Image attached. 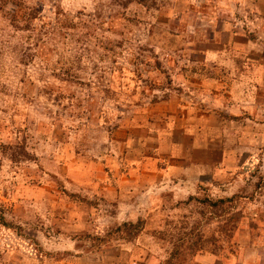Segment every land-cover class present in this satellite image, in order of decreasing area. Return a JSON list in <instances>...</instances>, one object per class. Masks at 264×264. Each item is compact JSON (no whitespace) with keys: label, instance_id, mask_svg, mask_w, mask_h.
<instances>
[{"label":"clouds","instance_id":"1","mask_svg":"<svg viewBox=\"0 0 264 264\" xmlns=\"http://www.w3.org/2000/svg\"><path fill=\"white\" fill-rule=\"evenodd\" d=\"M0 264H264V0H0Z\"/></svg>","mask_w":264,"mask_h":264}]
</instances>
